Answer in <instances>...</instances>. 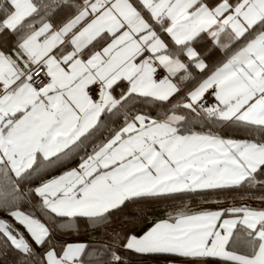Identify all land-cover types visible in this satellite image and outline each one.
I'll return each instance as SVG.
<instances>
[{
	"label": "snow or ice",
	"instance_id": "obj_1",
	"mask_svg": "<svg viewBox=\"0 0 264 264\" xmlns=\"http://www.w3.org/2000/svg\"><path fill=\"white\" fill-rule=\"evenodd\" d=\"M133 261L264 264V0H0V264Z\"/></svg>",
	"mask_w": 264,
	"mask_h": 264
},
{
	"label": "crops",
	"instance_id": "obj_2",
	"mask_svg": "<svg viewBox=\"0 0 264 264\" xmlns=\"http://www.w3.org/2000/svg\"><path fill=\"white\" fill-rule=\"evenodd\" d=\"M200 207H202V205L201 206H189V208H190V210H198ZM132 264H138V262L136 261V262H132Z\"/></svg>",
	"mask_w": 264,
	"mask_h": 264
},
{
	"label": "trees",
	"instance_id": "obj_3",
	"mask_svg": "<svg viewBox=\"0 0 264 264\" xmlns=\"http://www.w3.org/2000/svg\"><path fill=\"white\" fill-rule=\"evenodd\" d=\"M258 203V202H257ZM189 206H201L200 204H197L195 202L191 203ZM169 210H172V209H169ZM133 262H136V261H133Z\"/></svg>",
	"mask_w": 264,
	"mask_h": 264
}]
</instances>
